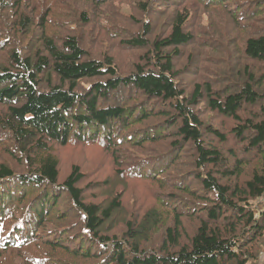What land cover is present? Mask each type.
Wrapping results in <instances>:
<instances>
[{
	"label": "trees",
	"instance_id": "16d2710c",
	"mask_svg": "<svg viewBox=\"0 0 264 264\" xmlns=\"http://www.w3.org/2000/svg\"><path fill=\"white\" fill-rule=\"evenodd\" d=\"M121 36L127 74L89 49ZM0 163V264H259L264 0H0Z\"/></svg>",
	"mask_w": 264,
	"mask_h": 264
},
{
	"label": "rangeland",
	"instance_id": "374dc122",
	"mask_svg": "<svg viewBox=\"0 0 264 264\" xmlns=\"http://www.w3.org/2000/svg\"><path fill=\"white\" fill-rule=\"evenodd\" d=\"M122 7V6H121ZM130 8H127L125 12H130ZM201 20H206V17L202 16ZM198 21V18L196 19ZM112 26L111 29H116L119 28L120 32L122 30H129L132 28L129 22H127L123 16L115 17L112 21ZM123 37H118L112 40L111 38L105 39V37L101 38V43L98 42L97 44H92L89 46L90 52L93 54L95 58H101L103 56H106L108 58H113L115 61L116 66L119 69V72L122 74H127L130 73L131 70L134 68L136 62L138 61V55L137 51L133 50H128L126 47L123 46V41L121 43V40ZM18 42V41H17ZM40 49L43 47H39ZM180 67L184 66V61H180ZM198 70V68H196ZM184 76V83L188 88H191L192 84H194L196 81L198 83L202 82L201 79L194 75V74H187ZM206 120H209L207 117H205ZM159 118H154L151 119L150 122L155 124ZM211 121V120H209ZM153 124H148L145 122L144 125H153ZM56 155L58 156L60 162H61V172H62V178L64 179V176L70 172L72 167L74 165H78L81 167V170L83 172H86L88 175L84 179L83 183L80 184V187L82 189H85L86 191V201L88 202H98V203H104L108 197L103 195L102 193L105 191L103 188H99L98 185L96 184L99 181L105 180L103 178L104 174L108 172L104 168V161L108 160V156L102 155V153H99L95 150L92 149H87V148H79V147H58L56 149ZM8 159V158H7ZM4 158L3 160L7 161L11 166H14L15 168V163L12 160H7ZM2 163V162H1ZM0 163V164H1ZM100 173V176L103 177H97L98 174ZM103 178V179H102ZM119 191L121 193L123 192V203L128 204L130 206V196L131 193L130 191H125L123 188H119ZM72 217V216H70ZM72 219V218H71ZM114 224L112 225V227ZM118 229V228H115ZM113 230V229H112ZM161 234V232H158ZM152 240L156 238V235H153ZM159 241V238L156 241ZM259 264H264V251L262 252L260 256V263Z\"/></svg>",
	"mask_w": 264,
	"mask_h": 264
}]
</instances>
